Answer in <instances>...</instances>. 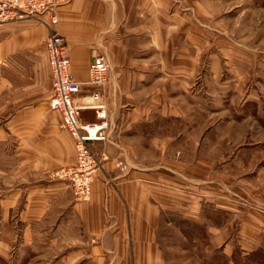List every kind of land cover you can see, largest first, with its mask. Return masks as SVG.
Instances as JSON below:
<instances>
[{"label": "crops", "instance_id": "crops-1", "mask_svg": "<svg viewBox=\"0 0 264 264\" xmlns=\"http://www.w3.org/2000/svg\"><path fill=\"white\" fill-rule=\"evenodd\" d=\"M159 5L160 0H56L57 26H49L48 14L0 26V156L16 178L0 199V254L6 257L18 239V256L21 261L28 256L23 264H170L157 244L162 216L202 225L203 202L211 210L236 213L234 205H223L217 187L197 185L194 172L204 171L211 182L216 179L211 170L177 160L179 142L161 138L160 117L170 123L185 116L180 103L191 108L186 87L192 74L177 65L190 57L177 56L174 43L168 54V38L161 42L159 33L158 40L153 35L161 27L154 16ZM51 31L65 39L70 71L80 84L73 101L79 124L97 122L101 108L111 127L106 141L91 143L101 168L85 203L75 201L62 182L47 178L75 162L74 140L45 101L52 94L44 47ZM97 54L108 59L105 85L88 80ZM174 78L187 84L182 80L167 105L157 81ZM33 90L40 95L37 103ZM233 221L205 232L218 243L211 247L219 255L216 263L226 259L233 264V255L247 256L255 249L249 246L257 237L251 229L238 232L242 242L233 245Z\"/></svg>", "mask_w": 264, "mask_h": 264}, {"label": "rangeland", "instance_id": "rangeland-1", "mask_svg": "<svg viewBox=\"0 0 264 264\" xmlns=\"http://www.w3.org/2000/svg\"><path fill=\"white\" fill-rule=\"evenodd\" d=\"M158 9L154 16L161 27L153 31L154 37L159 33L161 42L168 38V54H172L174 43L177 56H189L190 62L177 65L189 68L192 74L186 87L189 89L186 93H191L190 99L186 98L191 108L180 103L185 116L171 117L173 122L170 123H163L169 118L160 117L161 138L171 137L173 142H179L175 150L177 160L192 165L200 163L211 170L210 176L215 175L216 179L207 182L204 171L194 172L199 180L197 185L217 187L224 198L223 205H234V216L215 208L228 214L227 223L234 218L230 227L235 235L234 246L242 242L238 232L250 229L257 232L253 244L249 245L255 249L247 256L237 253L230 261L264 264V0H160ZM165 32L167 35L163 38ZM180 46L186 48L181 51ZM182 80L157 81L159 87H164L165 93L161 95L167 105L179 93L176 87L183 81L187 84L186 79ZM34 93L33 90V102L37 103L40 95ZM48 97L45 98L47 108L52 94ZM71 166L49 172L48 180L66 186L63 175ZM14 167L12 164L11 168ZM186 181L194 183L187 178ZM15 184L16 178L9 174L7 159L0 156V199ZM67 189L72 194L70 188ZM203 206L206 213L210 212L208 202H203ZM205 212L201 214L202 225L181 222L169 215L161 217L157 244L170 264L183 261L184 264H229L226 259L216 263L219 255H215L211 247L218 243L215 245L205 233L208 227H213L212 222L204 218ZM17 216L16 208L11 216L13 221ZM12 225L20 229V223L12 222ZM17 240L14 239L6 257L0 254V264H19L21 253L19 257ZM2 249L0 245V252ZM27 257L25 253L20 264Z\"/></svg>", "mask_w": 264, "mask_h": 264}, {"label": "built area", "instance_id": "built-area-1", "mask_svg": "<svg viewBox=\"0 0 264 264\" xmlns=\"http://www.w3.org/2000/svg\"><path fill=\"white\" fill-rule=\"evenodd\" d=\"M56 0H0V26L15 23L31 17L49 16V26H56ZM40 21V20H39ZM42 22V21H41ZM52 86L51 110L61 117V128L74 140L75 162L64 173L66 186L78 201L87 202L91 195L90 187L101 161L95 156L91 143L103 142L108 138L110 129L105 112L99 108L98 121L79 124L78 110L74 97L79 92L80 84L75 82L70 71L69 50L65 39L51 31L44 43ZM90 84L105 85L109 81V63L104 55H95L89 66ZM95 99L98 94H94ZM61 178V177H60Z\"/></svg>", "mask_w": 264, "mask_h": 264}, {"label": "trees", "instance_id": "trees-1", "mask_svg": "<svg viewBox=\"0 0 264 264\" xmlns=\"http://www.w3.org/2000/svg\"><path fill=\"white\" fill-rule=\"evenodd\" d=\"M203 212L205 211L203 210ZM205 215L206 216H204V218L207 221L212 222V226L217 228L225 226V224L229 220L228 214L224 211L219 212L218 210H210V212L208 213L205 212Z\"/></svg>", "mask_w": 264, "mask_h": 264}, {"label": "bare ground", "instance_id": "bare-ground-1", "mask_svg": "<svg viewBox=\"0 0 264 264\" xmlns=\"http://www.w3.org/2000/svg\"><path fill=\"white\" fill-rule=\"evenodd\" d=\"M57 16V15H56ZM58 18V17H57ZM59 21V20H58ZM57 26V25H56ZM54 32H56V31H54ZM57 33V32H56ZM58 34V33H57ZM49 35V34H48ZM66 42V41H65ZM67 44V43H66ZM68 50H69V48H68ZM101 55H103V54H101ZM106 57V56H105ZM107 58V57H106ZM108 60V59H107ZM69 62H70V55H69ZM49 64V63H48ZM74 79V78H73ZM88 80H90V72H89V79ZM75 81V80H74ZM76 82V81H75ZM50 83H51V78H50ZM78 83V82H77ZM51 88H52V86H51ZM98 99V98H97ZM97 99H95L93 96H92V100L93 101H95V100H97ZM89 200H90V197H89Z\"/></svg>", "mask_w": 264, "mask_h": 264}]
</instances>
